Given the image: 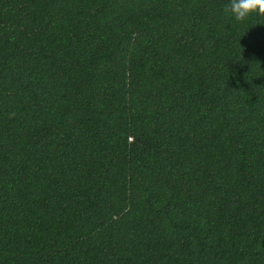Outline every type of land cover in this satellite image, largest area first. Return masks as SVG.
<instances>
[{
    "label": "trees",
    "instance_id": "trees-1",
    "mask_svg": "<svg viewBox=\"0 0 264 264\" xmlns=\"http://www.w3.org/2000/svg\"><path fill=\"white\" fill-rule=\"evenodd\" d=\"M228 0H0V264H264V17Z\"/></svg>",
    "mask_w": 264,
    "mask_h": 264
},
{
    "label": "clouds",
    "instance_id": "clouds-1",
    "mask_svg": "<svg viewBox=\"0 0 264 264\" xmlns=\"http://www.w3.org/2000/svg\"><path fill=\"white\" fill-rule=\"evenodd\" d=\"M224 13L237 22L246 21L253 14L264 17V0H228Z\"/></svg>",
    "mask_w": 264,
    "mask_h": 264
}]
</instances>
